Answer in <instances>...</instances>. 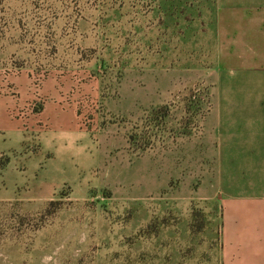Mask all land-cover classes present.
Segmentation results:
<instances>
[{"label": "rangeland", "instance_id": "rangeland-1", "mask_svg": "<svg viewBox=\"0 0 264 264\" xmlns=\"http://www.w3.org/2000/svg\"><path fill=\"white\" fill-rule=\"evenodd\" d=\"M260 4L0 0L3 115L26 152L64 127L46 199L0 202V264H264V65L254 29L220 26Z\"/></svg>", "mask_w": 264, "mask_h": 264}, {"label": "crops", "instance_id": "crops-1", "mask_svg": "<svg viewBox=\"0 0 264 264\" xmlns=\"http://www.w3.org/2000/svg\"><path fill=\"white\" fill-rule=\"evenodd\" d=\"M264 2V0H260ZM253 11V13H251ZM246 9L238 11L237 19L226 20L222 17L220 22L226 25L228 21L238 22V26L243 30V35L254 29V35H249L243 44H251L255 42L258 46L256 62L264 65V5L260 4L254 10ZM244 12V13H243ZM249 41V42H248ZM260 43V44H259ZM242 42L239 43V45ZM256 67V66H255ZM10 105H8V104ZM12 102L7 99L0 100V155L8 156L9 161L0 170V202H13L20 199V196L27 197L29 202H43L50 189L54 187L52 177L49 174L50 161L45 159L47 154H55L58 147H62L60 138L61 130L64 128L60 123L44 121L45 124H54L53 130H46L42 133L41 149L37 152L23 151L25 146H28L31 140L30 132L33 128L28 127L20 118L5 116L3 114L14 107ZM5 107V108H4ZM6 109V110H4ZM30 131V132H29ZM28 141V142H27ZM55 149V152L54 150ZM253 149L258 151L261 156L264 155V141L258 139ZM44 163V164H43ZM259 180L255 186V244L254 251L263 255L264 253V167L259 165L258 168ZM46 189L44 192L40 189ZM26 189V191H25ZM261 259V258H260Z\"/></svg>", "mask_w": 264, "mask_h": 264}]
</instances>
